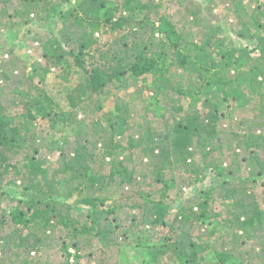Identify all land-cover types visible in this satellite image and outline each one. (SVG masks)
Returning <instances> with one entry per match:
<instances>
[{"label":"trees","instance_id":"obj_1","mask_svg":"<svg viewBox=\"0 0 264 264\" xmlns=\"http://www.w3.org/2000/svg\"><path fill=\"white\" fill-rule=\"evenodd\" d=\"M72 1L54 3L53 0H42L39 2L43 3L41 10L35 13L36 18L44 23L61 22L63 26L60 40L55 39L52 44L62 50L61 55L57 56L53 49V55L46 53V59H51L53 65L58 66L63 55L68 54L73 58V67L86 75L85 82L68 97L72 109L81 108L86 98L103 93L110 86L137 88L141 78L148 75L155 78L152 91L156 101L163 94L161 90L167 89L178 100L191 99L194 106L183 116L173 115L172 131L159 138L152 127L148 126L142 132V125L133 124V111L117 104L115 112L106 115L109 130L101 129L96 137L64 151L63 167L48 182L45 181L47 170L36 155L27 154L22 165L18 157L28 148L27 143L28 146L34 143L33 135L39 117L48 119L54 128L59 120H75L78 114L56 109L54 101L42 87L44 79L40 85H34V92L24 95L26 102L20 103L22 109L18 115L0 101V199L5 195L2 190L7 185L20 183L24 191L23 199L0 220V264H40L41 254L52 236L48 234L57 228L67 232L61 248L68 258L67 264H78L86 256L82 244L88 236L93 235L101 241H109L114 235L124 239L136 234L133 227H140L143 233L135 237L134 243L148 249L153 262L200 264L203 247L197 246L190 229L194 224L209 228L217 221L218 214L214 212L213 204L218 191L223 192L220 200L232 201L237 208L232 219L220 220L218 226L233 228L234 239L239 237V233L249 240L259 237L263 255L258 257L256 264H264V235H256L264 226V189L260 202L254 193L257 178L250 176L243 181L240 170L237 173L234 168L223 169V161L220 164L209 162L204 166L208 168L205 170L216 172L222 180L221 184L209 189L199 202L182 206L173 217V205L168 202L167 196L174 182L166 178L168 169L180 163L189 165L198 155L206 160L214 153H223L225 137H220L224 135L220 129L224 127L225 120H232L238 126L227 135L235 142L236 150L249 152L248 160L252 166H257L256 176L262 178L261 185L264 187V2H259L251 18L256 31L263 33L262 37L253 49L238 50L224 47V40L217 38L215 32L205 42L186 41L183 31L168 17L160 15L156 21L152 20L151 13L158 14L159 7L155 4L138 3L135 7L133 0L120 4L112 0H78L73 5ZM66 5H69L67 10L64 9ZM137 8L146 13L138 17ZM18 13L16 11L14 15L24 17L25 24L31 22L34 14L33 11ZM21 24L13 18L3 23L0 15V27L8 29L11 36ZM115 34L119 37L111 45L100 43L96 36ZM157 34L159 39L155 38ZM233 36L253 40L257 35L244 24L243 30L235 31ZM66 46L69 47L68 52L64 50ZM167 59H172L177 74L182 71L180 76L184 81L180 84L161 83L168 71L165 65ZM49 70L45 69V74ZM0 78L7 80L2 70ZM165 106L169 108L168 104ZM169 109L171 115L173 111L181 115L185 110L182 106L176 109L171 106ZM248 120H254L252 127H247ZM101 121L96 120V124L100 125ZM230 139L225 148L232 146ZM137 149H140L142 159L148 161L147 166L152 168L154 183L163 185L161 197L153 199L139 193L134 198L135 193L131 196L124 193L110 203L113 195L109 193V188L112 183L118 182L117 179L118 185L130 194L132 186L138 183L136 171L133 168L129 170L124 164L126 158L124 161L117 158L119 152L133 155ZM34 154H37L36 148ZM174 155L175 160L172 158ZM99 160L101 166H113L108 175H94L93 167ZM12 170L23 177L15 181L7 179L5 183L8 177L5 174ZM205 170L200 167L192 169L194 178L191 184L199 183ZM60 175H64L65 179L61 180ZM40 177L45 181L44 186L38 180ZM68 185V193H64V186ZM75 198L78 206L86 208L84 214L88 224L79 223L72 217V208L67 202ZM124 200L133 202L128 227L119 214L126 209V205L119 202ZM6 227L13 228V231L5 233ZM159 231L167 233L155 242L154 236ZM210 231L215 233L217 230L208 229ZM140 235H146L145 239H141ZM114 245L121 248L117 242L108 244L106 248ZM231 252L216 251L217 264L232 261L234 255ZM87 255L91 257L92 254Z\"/></svg>","mask_w":264,"mask_h":264},{"label":"rangeland","instance_id":"obj_2","mask_svg":"<svg viewBox=\"0 0 264 264\" xmlns=\"http://www.w3.org/2000/svg\"><path fill=\"white\" fill-rule=\"evenodd\" d=\"M40 1L42 0H0L2 22H9L12 18L15 21L22 22L21 26L15 29L14 36L9 34L8 29L0 27V71L2 70L6 73L7 78V80L0 78V101L10 107L14 114L18 115L22 109L20 103L26 102L24 95L34 92V85H40L44 79L42 87L54 101L56 109L64 112L74 111L78 115L75 120H67L66 122L59 120L54 128H52L48 119L43 120L39 117L36 122V131L33 135L34 143L29 146L27 143L28 148H25L18 157L21 165L25 163L24 159L27 154H30V156L36 155V159L42 162L47 170L45 181L51 182L55 172L60 171L63 167L64 151H70L79 142L96 137L101 129L109 130L106 115L114 113L117 104L127 106L133 111V124L142 125V132L146 127H152L158 133L159 138L172 131L174 125L173 115L183 116L193 109L194 105L191 99L183 98L178 100L176 95L170 93L167 89L161 90L163 94L156 101L153 94L154 90L152 91L155 87V78L152 75L141 78L137 88L119 89L117 86H110L105 92L86 98L81 108L72 109L68 97L79 85L85 82L86 75L78 72L73 67V58L68 54L63 55L64 58L58 66L53 65L51 59H46V53L48 56H52L53 49L56 51L57 56L61 55L62 50L57 45L52 46V44L55 39L60 40L63 26L61 22H56V24H51V22L44 23L36 18L35 13H38L37 11H40L43 5V3L39 4ZM53 1L55 3L59 0ZM77 1L73 0L72 4L75 5ZM122 1L125 0H112L115 4H120ZM133 2H135L133 3L135 7L138 3L157 5L159 7L157 10L158 14L152 12V20L156 21L160 15L168 17L177 25L179 30L183 31L186 41L190 42H205L215 32L217 38L224 40V47H235L238 50L253 49L263 34L256 31L255 23L251 18L255 14L258 5L264 0H133ZM68 7L69 5H66L64 9L67 10ZM16 11L19 12L18 14H28L33 11L34 14L30 18L31 22L25 24L24 17L14 15ZM136 13L138 17H141L146 12H140L139 8H137ZM57 24L59 25L58 27ZM244 24L248 25L249 29L257 35L255 39L236 38L233 36L235 31L243 30ZM96 36L100 43L101 41L102 43L108 42L110 45L116 42L119 37L118 34ZM155 38L159 39L160 36L157 34ZM213 42H215V38ZM62 46L64 48V44ZM65 48L64 50L68 52L69 47L66 46ZM172 63V59H167L165 62L168 71L164 73L165 81L161 82L165 85L180 84L184 81L180 76L182 71L177 74ZM45 69H50L47 74H45ZM30 79H34V81ZM143 79L147 81L144 82ZM167 80L170 82L168 83ZM159 101L161 103H158ZM165 104H168L169 108L172 106L175 109L178 106H182L185 110L181 115L175 114L174 111L171 115L170 109ZM98 119L100 121L102 119L100 125L96 124ZM223 123L224 127L220 129V131L224 132V135L221 134L220 137H225L223 140V153H214L211 158L206 160L201 155H198L193 158L195 165H193L194 162L188 163L193 166L180 163L168 169L166 178L173 179L174 182V187L167 196L168 202L173 205L172 217L174 212L182 206H191L193 203L199 202L209 189L221 184L222 180L216 172L211 169L205 170L208 168H204V166L209 162L220 164L223 161V169L234 168L237 173L240 170L243 174L241 178L243 181L250 176L257 178L256 183L254 182V193L256 198L260 202L262 201L264 187L261 185L262 178L260 179L256 176L257 166L250 164L248 160L249 152L236 150L237 148L234 147L235 142L227 135L231 134L238 125L232 120H225ZM253 123L254 120H248L247 127H252ZM245 129L246 127L243 128V130ZM135 131H138V129L135 128ZM229 139L232 146L225 148ZM35 148L37 149V154H34ZM118 154L119 157L117 158L119 161H124V158H126L124 164L128 166L129 170L133 168L139 179H137L138 183L132 186V194L126 188L123 189L118 185V179V182L112 183L109 193L113 195V200L110 203L114 199H119L118 197L124 193L129 196L135 193L134 198L138 197L139 193H144L153 199L160 198L163 185L154 183L153 170L147 166L148 161L142 159L140 149H137L133 155L129 154V152L125 154L119 152ZM172 158L175 160L176 156L174 155ZM244 158L247 160H243ZM197 167L205 170V172L200 176L201 181L199 183L191 184L194 178L191 175V170ZM93 168L95 171L94 175L101 176L108 175L113 166L109 164L101 166V160H99ZM5 175L8 176L5 179V183L7 179L15 181V179L23 177L16 174L14 170ZM64 177V175L59 176L61 180H64ZM38 180L43 186L45 185V181L41 177ZM69 187L70 185L64 186V189L66 188L64 193H68L67 188ZM2 191L5 192V195L1 196L0 199V220L3 215H8L10 209L18 205L19 201L24 197L23 186L20 183L7 185ZM221 193L223 194V192L218 191L214 196L213 205L214 212L218 214L217 221L210 224L209 228L194 224L190 229L191 237L197 246L203 247L200 255V264H217L216 251L223 253L232 251L234 259L228 264H252V262L256 264L258 257L263 255L261 239L256 237L249 240L242 233H239V237L234 239L233 228L231 230L229 226L227 228L224 225L218 226V221L232 219L233 213L237 209L236 207L234 208L232 201L220 200ZM137 200L140 201L141 199ZM119 202L126 205L124 206L126 209H122L119 214L122 215L124 225L128 227L131 221V215H129L130 205L133 202L127 200ZM67 204L72 208L73 218H76L79 223H89L84 214L86 208L78 206L76 198L69 200ZM133 228L136 234H131V236L124 239L114 235L113 239L109 241H101L93 235L88 236L84 245L82 244V250L85 251L86 256L78 264H158L153 262L152 256L148 254V249L134 243L135 237L143 233L140 227ZM208 229H216L217 231L212 233L211 231L208 232ZM12 231L13 228L11 227L5 228V233L7 234ZM166 233L157 232L156 236H154V241L158 242ZM66 234L67 232L61 228H57L54 232L48 234L52 236L44 247L39 259L40 264H67L68 258L61 250ZM256 235H264V226L259 228ZM140 236L141 239L146 237V235ZM116 242L120 244L121 248L116 245L110 249L106 248L108 244ZM88 253L92 254L91 257L87 255ZM160 264H165V262Z\"/></svg>","mask_w":264,"mask_h":264}]
</instances>
